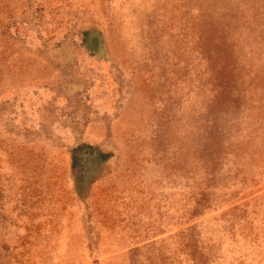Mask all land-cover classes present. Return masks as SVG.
I'll return each instance as SVG.
<instances>
[{"label": "rangeland", "instance_id": "rangeland-1", "mask_svg": "<svg viewBox=\"0 0 264 264\" xmlns=\"http://www.w3.org/2000/svg\"><path fill=\"white\" fill-rule=\"evenodd\" d=\"M0 264H264V0H0Z\"/></svg>", "mask_w": 264, "mask_h": 264}]
</instances>
